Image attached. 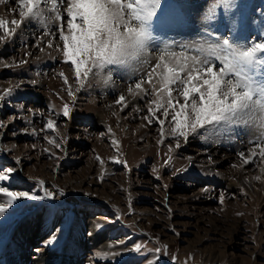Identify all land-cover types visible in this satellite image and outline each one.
<instances>
[{
  "label": "rangeland",
  "instance_id": "rangeland-1",
  "mask_svg": "<svg viewBox=\"0 0 264 264\" xmlns=\"http://www.w3.org/2000/svg\"><path fill=\"white\" fill-rule=\"evenodd\" d=\"M212 3L161 0L147 63L109 66L83 88L65 62L58 33L44 35L56 32L55 22L47 28L25 22L0 41V169H15L4 186L41 197L45 189L53 193L21 199L0 215V235L19 227L21 242L29 244L27 225L36 229L31 242L39 236L36 226L42 224L44 234L49 225L51 235L33 250H43L41 261L50 252L53 264H264V161L243 165L237 155H248L256 129L234 127L209 139L201 130L177 148L169 121L162 139L159 123L143 119L155 96L128 93L160 50L181 53L182 45L202 38L245 44L262 38L264 0H235L231 11L217 8L206 20ZM18 13V0L0 3V19L9 27ZM187 54L207 53L189 47ZM122 94L123 110L116 103ZM49 119L55 130L45 126ZM69 250L72 255L64 254Z\"/></svg>",
  "mask_w": 264,
  "mask_h": 264
},
{
  "label": "snow or ice",
  "instance_id": "snow-or-ice-1",
  "mask_svg": "<svg viewBox=\"0 0 264 264\" xmlns=\"http://www.w3.org/2000/svg\"><path fill=\"white\" fill-rule=\"evenodd\" d=\"M18 6L19 19L11 20V27L0 19V41L12 38L25 22L35 21L45 28L55 22L56 32L45 31L44 35L58 33L65 62L70 61L75 81L83 88L90 76L109 66L134 68L147 63L145 57L154 40L153 21L161 0H18ZM233 7L235 0H214L205 19H214L217 8L227 13ZM46 12L50 14L47 17ZM261 36L246 44L230 38L217 37L213 42L202 38V42L182 45L181 53L160 50L156 63L129 85L128 93L133 97L155 96L143 119L149 124L154 120L159 123L162 139L165 121H169L177 148L181 138L187 142L190 135L201 134V130L203 138L209 139L234 127H250L257 135L248 141V155L244 151L237 155L243 165L254 164L257 158L264 161V33ZM48 46H53L51 41ZM189 47L207 54L189 56ZM64 81L67 84L68 78ZM6 94L10 95V90ZM68 94L73 95L70 88ZM116 103L122 105V110L128 106L123 94ZM62 111L68 117L71 110L65 104ZM45 126L55 130L56 121L49 119ZM14 172L13 168L0 169V200H4L0 215L21 199L53 196L47 189L44 197L10 191L4 185Z\"/></svg>",
  "mask_w": 264,
  "mask_h": 264
},
{
  "label": "crops",
  "instance_id": "crops-1",
  "mask_svg": "<svg viewBox=\"0 0 264 264\" xmlns=\"http://www.w3.org/2000/svg\"><path fill=\"white\" fill-rule=\"evenodd\" d=\"M42 224L39 225V236H36V239L33 242H30L29 244H23L21 242V231L19 227H16L14 233L11 235H0V264H53L54 258L52 257L51 253L48 252V254L45 255V260L41 261V253L43 250H33V243H35L37 246L42 245L41 242L44 241L45 237L47 235H51L50 229L52 227L45 226L47 228V231H44V234L40 233ZM18 228V229H17ZM13 238V239H12ZM47 238V237H46ZM77 246V244H75ZM73 245V247L75 246ZM79 245V244H78ZM26 248L25 250L23 248ZM78 247V246H77ZM22 249L25 251L24 255L22 256ZM29 249V250H27ZM73 251V249H72ZM56 252V251H55ZM59 253V252H58ZM64 254L72 255L73 253L69 250L67 253ZM75 254V253H74ZM21 257V258H20ZM47 257H50L51 259L48 260ZM48 260V261H47ZM68 260L66 264H72V261ZM63 264V263H60Z\"/></svg>",
  "mask_w": 264,
  "mask_h": 264
},
{
  "label": "bare ground",
  "instance_id": "bare-ground-1",
  "mask_svg": "<svg viewBox=\"0 0 264 264\" xmlns=\"http://www.w3.org/2000/svg\"><path fill=\"white\" fill-rule=\"evenodd\" d=\"M214 147H215V146H214ZM212 150H213V149H212ZM204 152H205V151H204ZM212 152H215V150H213ZM30 224H31V223H30ZM30 224L27 225V226L23 229V232L28 234V235L26 234V238H25V239L23 238V239H24V240L27 239L29 242H31L30 239H29L31 232H32V234H33V233H34L33 230H36V229H35L33 226H31ZM36 228H37V231H38L39 228H38L37 226H36ZM29 233H30V234H29ZM38 233H39V232H38ZM32 234H31V235H32ZM37 235H38L37 232H35V234H34L33 236H31V238H32V237H36Z\"/></svg>",
  "mask_w": 264,
  "mask_h": 264
}]
</instances>
